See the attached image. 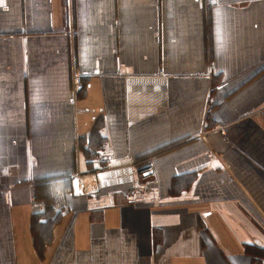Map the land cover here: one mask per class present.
<instances>
[{"label": "crops", "instance_id": "obj_1", "mask_svg": "<svg viewBox=\"0 0 264 264\" xmlns=\"http://www.w3.org/2000/svg\"><path fill=\"white\" fill-rule=\"evenodd\" d=\"M0 264H264V0H0Z\"/></svg>", "mask_w": 264, "mask_h": 264}, {"label": "built area", "instance_id": "obj_2", "mask_svg": "<svg viewBox=\"0 0 264 264\" xmlns=\"http://www.w3.org/2000/svg\"><path fill=\"white\" fill-rule=\"evenodd\" d=\"M217 4H219L218 1H216ZM215 68L214 65L210 66V69L208 71V73L203 74L205 77H209L211 76L212 70ZM84 70L80 67H76L75 71H74V79H75V86L77 89L81 88L82 85V81L84 78ZM202 132H200L198 135L202 136ZM118 160H124L127 162L126 167H133V165L136 163V160L131 158L128 155H124L122 158H117L116 156H114L113 154H111V156L108 159V164L107 166H104L102 169V171L104 172H108L110 173V176L108 178H106V180H119L120 184H124V183H129L131 185L130 189L128 191L132 192V194H135L137 192V190H142L144 193H149L151 194L152 188L150 186H144L142 188H138L136 187L135 183H134V179L132 178V170L130 172H124L122 173V167L117 166L116 163ZM115 172V175H113V173ZM38 205V203H37Z\"/></svg>", "mask_w": 264, "mask_h": 264}, {"label": "trees", "instance_id": "obj_3", "mask_svg": "<svg viewBox=\"0 0 264 264\" xmlns=\"http://www.w3.org/2000/svg\"><path fill=\"white\" fill-rule=\"evenodd\" d=\"M95 169H93L92 171H94ZM47 212H48V210L46 209L42 214H41V216H46V214H47ZM48 221L49 220H52V217L51 216H49L48 217V219H47ZM55 220V219H54ZM34 222L35 223H37V226H35V230L37 231H35V234H36V236L34 235V238H35V243L36 242H40L38 239H40V240H45L42 244H43V246L45 245V243H46V241H49V239H50V237H51V233H50V229L48 228V223H46L45 224V222L43 223V224H39V217H37V216H35L34 217ZM35 223H33V224H35ZM36 225V224H35ZM41 227V228H43V230L42 229H40L39 228V226ZM32 229H33V226H32ZM46 229V230H45ZM44 230H45V232H44ZM33 234H34V231H33ZM37 240V241H36ZM36 245H37V243H36Z\"/></svg>", "mask_w": 264, "mask_h": 264}, {"label": "rangeland", "instance_id": "obj_4", "mask_svg": "<svg viewBox=\"0 0 264 264\" xmlns=\"http://www.w3.org/2000/svg\"><path fill=\"white\" fill-rule=\"evenodd\" d=\"M65 31H66V33H65ZM73 31H75V29H74V27H69V28H65V30H64V33L65 34H68V36H71V35H73ZM73 75H74V71H73ZM74 77V76H73ZM84 86V79H83V81H82V85H81V87H83ZM81 89L82 88H80V89H77L76 88V86H75V79H73V93L75 94V95H79V92L81 91ZM121 172H125L124 170L123 171H121ZM75 177H77L76 175H75ZM33 223H35L34 222V219H33ZM36 224V225H35ZM35 224H33V231H34V235L36 236V234H35V226H37V223H35ZM39 226V225H38ZM39 228L40 229H42L43 230V228H41L40 226H39ZM46 230V229H45ZM45 230H44V232H45ZM37 232V231H36ZM40 242L38 243V242H36L37 243V246L38 247H42L43 246V242L45 241V240H40V239H38ZM37 241V240H36ZM40 251V253H43L42 252V250H39Z\"/></svg>", "mask_w": 264, "mask_h": 264}]
</instances>
